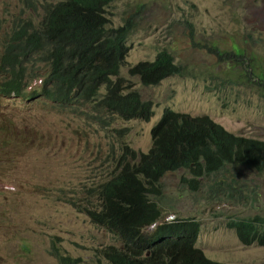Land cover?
<instances>
[{
	"label": "rangeland",
	"instance_id": "374dc122",
	"mask_svg": "<svg viewBox=\"0 0 264 264\" xmlns=\"http://www.w3.org/2000/svg\"><path fill=\"white\" fill-rule=\"evenodd\" d=\"M37 6L42 14L41 0ZM18 10V0H0V48ZM107 17L110 28L134 20L121 75L151 101L153 116L147 122L118 119L102 129L92 119L98 108L56 110L44 96L24 100L0 94V117L12 124L17 151L11 148L7 170L0 169V264H61L46 250L57 237L66 256L109 264L103 257L107 245L119 247L122 239L73 204H83L86 190L110 177L122 144L139 152L151 147L166 108L189 117L209 116L227 131L264 139V91L247 89L241 76L229 73L203 47H243L242 54L253 53L254 69L264 74V0H116ZM162 49L174 55L183 74L150 86L130 75L132 65L153 60ZM245 169L251 174L246 193L254 195L252 201L207 200L206 184L192 193L182 185L183 177H190L182 168L165 172L162 199L155 201L199 221L197 246L211 258L264 264V246L243 244L226 226L233 219L264 216V172Z\"/></svg>",
	"mask_w": 264,
	"mask_h": 264
},
{
	"label": "trees",
	"instance_id": "16d2710c",
	"mask_svg": "<svg viewBox=\"0 0 264 264\" xmlns=\"http://www.w3.org/2000/svg\"><path fill=\"white\" fill-rule=\"evenodd\" d=\"M21 9H31L40 18L13 19L0 55V93L17 95L32 77L40 75V95L48 97L55 109L98 108L92 117L95 125L109 129L118 119L148 121L152 116L150 100L121 75L130 45L128 39L133 18L125 25L107 27V7L115 0H19ZM208 52L230 66L247 89L264 91V74L254 69L256 56H244L243 47L222 49L204 45ZM143 85H157L165 78L183 74L167 49L154 60H144L130 68ZM104 87V92L100 89ZM157 137L146 153L137 152L128 143L121 145L116 169L109 178L88 191L87 205L80 208L94 223L118 233L127 244L139 228L154 219V199L162 196L159 179L166 171L188 170L184 184L192 192L206 184L207 199L216 201H252L246 193V180L234 167L264 172V141L225 130L208 116L189 117L165 109L154 127ZM154 198V199H153ZM78 206V210H79ZM197 225V221H193ZM227 226L237 231L245 244L264 246V216L233 219ZM195 224H166L154 235L184 232L185 238L156 244L144 258L130 259L116 246H107L105 258L111 264H221L209 262L192 248ZM132 240L131 245L143 241ZM130 244V243H129ZM137 254H140L137 253ZM51 255L67 263L59 247Z\"/></svg>",
	"mask_w": 264,
	"mask_h": 264
},
{
	"label": "clouds",
	"instance_id": "9594fccd",
	"mask_svg": "<svg viewBox=\"0 0 264 264\" xmlns=\"http://www.w3.org/2000/svg\"><path fill=\"white\" fill-rule=\"evenodd\" d=\"M116 1V0H115ZM19 2V10L18 12L13 16L12 20L13 19H29L31 17L37 19V18H40V16H36V15H33L32 14V11L31 9H27V10H22L21 9V3L20 1L18 0ZM113 5V4H112ZM111 5V6H112ZM107 9H109V7H107ZM128 19V18H127ZM126 20V19H125ZM110 23V21H109ZM109 23H107V25H109ZM11 24H12V21H11ZM125 25V23L123 24ZM121 25V26H123ZM109 27V26H107ZM119 27V26H118ZM110 28V27H109ZM112 28V27H111ZM189 28H190V31H193V25L192 23H189ZM134 29V26H132V30L130 32V34L132 33ZM11 30V29H10ZM10 32V31H9ZM8 32V33H9ZM7 33V34H8ZM130 36V35H129ZM194 40V38H193ZM4 49V46L2 45L1 48H0V55H1V52L3 51ZM130 49V48H129ZM163 50V49H162ZM207 50V49H206ZM228 50H231V49H228ZM208 51V50H207ZM159 52V51H158ZM129 53V52H128ZM210 53V52H209ZM212 54V53H211ZM157 55V54H156ZM214 55V54H213ZM215 56V55H214ZM156 58V56H155ZM154 58V59H155ZM153 59V60H154ZM127 60V58H126ZM216 60L218 63L220 64H225V63H222L218 60V58L216 57ZM140 62V61H139ZM126 63V61H125ZM124 63V64H125ZM123 64V65H124ZM137 64V63H136ZM122 65V66H123ZM135 65V64H134ZM134 65H132L131 67H133ZM226 65V64H225ZM130 67V68H131ZM130 68H129V73H130ZM226 69L230 70V66L226 65ZM121 72H122V69H121ZM183 73V72H182ZM230 73V72H229ZM130 75H132L130 73ZM132 76H138V75H132ZM139 77V76H138ZM127 78V77H126ZM140 78V77H139ZM0 79H2V75H0ZM128 80V79H127ZM129 81V80H128ZM141 81V80H140ZM42 83V78L40 77V75H37V76H34L32 77L30 80L27 81L26 84H24L23 86V90L21 93L17 94V95H13V93H9L8 95H5V96H21L23 97L24 100H33L35 99L36 97L38 96H43V95H40L39 93H34L31 94V92L35 91V92H38L37 91V88L41 85ZM132 83V82H131ZM158 85V84H157ZM1 94V93H0ZM3 95V94H2ZM46 99H49L48 97L44 96ZM50 100V99H49ZM51 101V100H50ZM52 103V102H51ZM53 105V104H52ZM55 109V108H54ZM168 109V108H166ZM56 110H61V109H56ZM170 110V109H168ZM173 111V110H171ZM175 112V111H173ZM175 113H178V112H175ZM180 114V113H178ZM163 115V113H162ZM162 115L160 116L159 120L161 119ZM152 116H153V111H152ZM151 116V117H152ZM150 117V118H151ZM209 117V116H208ZM210 118V117H209ZM211 119V118H210ZM131 120V119H130ZM150 120V119H149ZM148 120V121H149ZM159 120L157 121V123L159 122ZM212 121L215 122V120L211 119ZM142 121V120H141ZM116 122V121H115ZM114 122V123H115ZM145 122V121H144ZM147 122V121H146ZM156 123V125H157ZM217 123V122H216ZM219 124V123H218ZM113 125V124H112ZM155 125V126H156ZM221 125V124H220ZM222 126V125H221ZM223 127V126H222ZM224 128V127H223ZM13 127H12V124L10 123V121L8 119H5V118H2L0 117V169H3V170H7V167H8V163L10 162V153H11V148L13 150V152L17 155V151L15 150V148L13 147V144L11 142V136H12V132H13ZM226 130V129H225ZM230 132V131H229ZM232 133V132H231ZM236 134V133H234ZM255 138V137H253ZM257 139H260V138H257ZM260 140H263L264 139H260ZM152 146V145H151ZM151 148V147H150ZM149 148V149H150ZM148 149V150H149ZM147 151H142L140 153H146L148 152ZM137 151V150H136ZM120 152H121V148H120ZM139 152V151H137ZM116 163V161H114ZM116 169V167H115ZM114 169V170H115ZM234 169L240 174V171H244L246 176L249 175L250 173L243 167H234ZM113 170V171H114ZM112 171V172H113ZM256 171V170H254ZM111 172V173H112ZM257 173H263L262 171L259 172V171H256ZM111 173H110V176H111ZM163 176V175H162ZM162 176L160 177L159 179V182L161 184V178ZM162 185V184H161ZM97 186V185H96ZM96 186H93V187H89L88 190H86L85 192V195H84V203L83 204H80V205H76V204H73V206L77 207L78 209V206L79 207V212L84 214L85 216H87L85 213L81 212L80 211V208H83L84 206H88L87 205V202H86V199L89 197V193L88 191L91 190V188H94ZM208 188V187H207ZM190 191V190H189ZM209 191V190H208ZM192 192V191H190ZM192 193H197V192H192ZM163 196V194H162ZM162 196L161 198L157 199V200H160L162 199ZM206 198V197H205ZM154 199V198H153ZM207 199V198H206ZM209 200V199H207ZM211 200V199H210ZM155 201V199H154ZM155 205H156V215L154 217V219H152L151 221H149L148 223L142 225L140 228H139V232L137 235L131 237V240H130V244L126 241H123L122 237L118 234L120 232H114L116 234H118L119 238L122 239V242L120 244L118 251L123 253L124 255H126L128 258L130 259H137V258H144V257H147L152 248L156 245V244H159L161 243L162 241H165V240H178V239H182V238H185L187 236L186 233L184 232H180V233H176V234H171V233H166V234H158V235H154V232L156 231V229H158V227H160L161 225H166V224H172V225H178V224H195L196 225V230L194 232V235H193V242H192V248L197 251L204 260L206 261H209V262H217V263H221V264H230L228 261H222V260H218V259H214V258H211L210 256H208L200 247L197 246V240H198V236L200 234V223L199 221L195 218V217H180L178 214H176L175 211H168L166 209H163L162 207H159L157 202L155 201ZM88 217V216H87ZM89 218V217H88ZM90 219V218H89ZM91 220V219H90ZM193 221H197L199 223V225H197L196 223H194ZM91 222H93L91 220ZM94 223V222H93ZM228 223V222H227ZM227 223H226V226H227ZM96 224V223H95ZM98 225V224H96ZM98 226H101V225H98ZM228 227V226H227ZM103 229H105L106 231H110L109 229H106L104 227H102ZM233 229V228H231ZM235 230V229H234ZM235 232L237 233V231L235 230ZM121 234V233H120ZM238 235V233H237ZM138 237H142L144 240L139 242V244L137 243V247H134V251L132 249V245H131V241L132 240H137ZM239 237V235H238ZM56 240H59V238H55ZM53 239L52 242L48 243V244H51L50 247H46V250L48 253L52 254L53 250H54V247H59L61 249V247L57 244L56 240ZM240 239V237H239ZM240 241L245 244L241 239ZM110 245H114L116 246V244H110ZM110 245H107V246H110ZM245 245H250V244H245ZM258 245V244H256ZM260 246V245H259ZM62 251V249H61ZM140 254H137L139 253ZM63 253V252H62ZM64 254V253H63ZM105 255V254H104ZM103 255L104 257V260L107 261V263L111 264L109 260H107L105 258V256ZM54 256V255H53ZM55 257V256H54ZM64 257L67 259V263H63L62 260H60L59 262L61 264H95L93 261H90V260H85L81 257H75V256H66L64 254Z\"/></svg>",
	"mask_w": 264,
	"mask_h": 264
}]
</instances>
